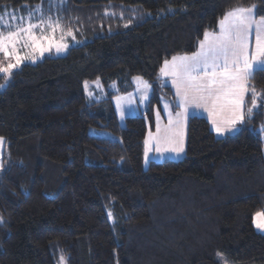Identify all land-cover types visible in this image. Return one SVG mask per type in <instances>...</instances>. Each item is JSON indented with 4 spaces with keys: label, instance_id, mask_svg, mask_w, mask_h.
Segmentation results:
<instances>
[{
    "label": "trees",
    "instance_id": "1",
    "mask_svg": "<svg viewBox=\"0 0 264 264\" xmlns=\"http://www.w3.org/2000/svg\"><path fill=\"white\" fill-rule=\"evenodd\" d=\"M38 1L0 0V11ZM107 2L128 15L126 28L0 74V264H264L253 222L264 208V107L222 137L190 115L183 156L143 166L153 108L161 94L174 101L163 62L194 52L230 9L256 5L264 17V0H67L78 18ZM133 76L151 85L150 102L120 126L111 98ZM96 77L118 88L88 101ZM247 86L245 108L253 88L264 94V71Z\"/></svg>",
    "mask_w": 264,
    "mask_h": 264
},
{
    "label": "snow or ice",
    "instance_id": "2",
    "mask_svg": "<svg viewBox=\"0 0 264 264\" xmlns=\"http://www.w3.org/2000/svg\"><path fill=\"white\" fill-rule=\"evenodd\" d=\"M256 5L247 8L237 6L226 11L219 23V32L204 33V39L199 41V49L191 55L173 56L171 61L165 60L161 73L164 76L172 78V84L175 87V94L179 98V104L183 108L182 112L176 113L175 125L179 129L186 118L188 107H204L207 104L212 105L213 114L228 112V119H213L212 123L218 134L225 132L239 131L238 124H244L247 119L254 118L253 113L260 107H264V94L256 93L254 88L251 90V105L245 108V94L249 92L247 86L248 80L256 71H264V17L259 21L254 18ZM39 13L40 23L34 24L31 21L37 18ZM17 22L5 23L3 17H0V29H12L13 31H0V53L4 55L9 62L6 66L0 62V74H6L11 77L14 69H17L24 60L37 59L36 53L43 56L45 52L52 50V40H54L55 28L51 23V17L48 18V25L52 28L53 36L43 35V7L36 5L33 11L25 18L12 17ZM127 27V25H125ZM41 29V34L37 35L36 28ZM255 31V50L250 51V37ZM47 41L45 47L43 42ZM30 48L32 51L25 56L19 55L20 48ZM67 48L66 44L55 45L57 53ZM14 59L15 62H11ZM144 84L142 91L144 95L140 97L139 103L150 102L147 90L150 85L142 81V78H135ZM4 85L0 84V88ZM88 84L85 82V90ZM92 95L91 92L88 93ZM119 99V98H118ZM259 101V103H258ZM131 103V98H129ZM169 105L164 104V110L168 111ZM219 110L217 112L216 110ZM123 116V112H121ZM159 110L156 112L159 120ZM171 113L169 112V128L173 125ZM159 125L157 132L159 133ZM264 131V128H262ZM159 143L163 139L164 143L169 145L168 149L156 148L157 152L171 150L177 154L183 152L182 133L179 131L172 136L152 137ZM2 139V138H0ZM149 140H145L147 146ZM149 149L145 148V157L148 158ZM256 228L264 230V211H258L253 217ZM2 221V218H0Z\"/></svg>",
    "mask_w": 264,
    "mask_h": 264
},
{
    "label": "rangeland",
    "instance_id": "3",
    "mask_svg": "<svg viewBox=\"0 0 264 264\" xmlns=\"http://www.w3.org/2000/svg\"><path fill=\"white\" fill-rule=\"evenodd\" d=\"M108 4L104 3V7H103V11L101 7H82V12L85 11H89L90 14H88L89 16H94V17H88V16H81L80 18H78V16L73 15L74 12H77V10H74V7L68 5L67 0H41L38 1L37 3L30 5V4H23V5H17L15 7H4V10L0 11V17H3V20L5 23H13L15 24L17 21L13 20L12 17H16V18H20V17H24L25 18V25L27 24V16L29 14L30 11H33L35 9L36 5H42L43 7V19L45 21L44 26H43V35L52 37L53 36V31L52 28L49 27L47 21L48 18L51 17V23L53 25V27L55 28L54 31V40H52V50L50 52H45L43 56H40L39 53L37 52V59L35 61H32L31 59L28 60H24L21 65H23L26 62H36V61H40V59H42L45 56H61L62 54H65L68 49L70 47H72L73 45H81L83 44L85 41H89L92 40L93 37H95L96 35H103L106 34V32L108 33H112L117 31L118 29L121 28H126L125 25L128 26V22L126 20V23L124 21V18L128 17L124 16L125 13L123 12H118L115 13L114 11H112V3L107 2ZM120 6H118L119 8H122L121 6H123L124 4L122 3H117ZM64 8H69L68 12L71 13V18L69 17V20H67L66 18H63L61 16V11H59V9L61 8V6ZM71 7V8H70ZM126 7H131V8H135L132 5H127ZM80 9V8H78ZM126 11H130L129 9H127ZM101 12V13H100ZM115 13V14H114ZM130 15V14H129ZM141 18H143V16L141 17H137V15H133L131 16L129 19V22L132 23L133 21H136L137 19L141 20ZM145 18V17H144ZM223 18V17H222ZM220 18L218 20V22L222 19ZM255 18V17H254ZM256 19V18H255ZM260 18L257 19V21H259ZM137 20V21H139ZM31 23L34 24H38L40 23L39 20V13H37V18H34ZM15 30L14 28L12 29H0V31H4L5 34L7 33V31H13ZM35 32L37 35L41 34V29L38 27L35 29ZM206 32L209 33H216L219 32V23L217 24V29L215 31L213 30H206ZM255 31L253 30V33ZM204 38V37H203ZM252 39V35L250 37V51H254L255 50V40H251ZM199 43V42H198ZM197 43V45H198ZM44 46L47 47L48 46V42L44 41L43 42ZM57 44H66L67 48L64 49L62 52L57 53L55 50V45ZM199 49V47H196V50L194 52H197ZM31 49H25L23 47L20 48L19 50V55L20 56H25L31 53ZM185 53V54H174V56H182V55H191L192 53ZM173 57V56H172ZM171 58L167 59L168 61H171ZM0 62L3 63L4 66H6V64L9 62L8 59H6L4 57V55L2 53H0ZM11 62H15L14 59L11 60ZM164 64V62H163ZM162 64V66H163ZM21 65L19 67H21ZM162 66L159 68L161 69ZM18 67V68H19ZM17 68V69H18ZM14 69V70H17ZM13 70V71H14ZM3 76H5V79L10 78L7 77L6 74H2ZM135 78H142V81L147 82L143 77H139V76H133L131 78V80L133 81V87L131 88V91H127V92H120V94L114 95L111 98L112 104L114 105V110H115V116H117L118 119V123L120 124V126L124 123V119L126 116H132V115H141L143 113V110L148 106V102H146L145 104H141L139 103L140 97L142 95L145 94L144 91H142V89L144 88V84L140 81H138ZM162 84H168L171 87V91H173L174 94V101L171 102L166 96L164 97L163 94H161L159 96V102L160 104L158 105L155 104L154 108H153V124L155 122H157V125H159V133L156 131L154 134H152V137H159L158 135L161 134L163 137H165L166 135L168 136H172L173 133L179 131L180 133H182L183 135V143L185 145V140L186 138L184 137V132L183 128H184V124H182V126L177 129H173V125L171 128H169V112L171 113V118L172 120L175 122L177 117H176V113H179V98L176 96L175 92V87L172 84V78L170 76H166L164 78V80H162ZM88 84L87 90H85V84H84V91L87 97L88 101H94L97 99H102V98H106L108 96V91H116L118 88L117 83L115 82H110L108 85V88L103 87L102 82H100V79L98 77H96V79L94 80H90V81H85ZM148 85H150L147 82ZM91 92L92 95L89 96L88 93ZM152 92H151V85L150 88L147 90V95L151 96ZM119 98V99H118ZM129 98H131V103H129ZM167 103L169 105V109L168 111L164 110V104ZM174 105H177L176 109H173ZM207 106V105H206ZM206 106H204L203 108H205ZM181 110L183 111V108L180 106ZM191 108H193V110H197L199 107H195V106H189L188 107V112L187 115L190 114V110ZM157 110H159V120H157V116H156V112ZM177 110V111H176ZM121 112H123V116L121 115ZM189 117V116H188ZM185 121H187V119L185 118ZM208 122V120H207ZM166 123V125H165ZM186 123V122H185ZM149 125V124H148ZM152 131V129H150V125L147 129L146 135H145V139H144V143H143V148H144V152H143V166L145 167L148 162L150 160H161V159H165V158H169L168 156H174L175 160H179L180 157L183 156V153H171V150H164L162 152H157L156 148L160 147L161 149H168L169 145H167L166 143H164L163 140H160V142L158 143L156 139H150L149 138V133ZM186 131V130H185ZM213 131V130H212ZM218 134V133H216ZM225 135V134H222ZM222 135H215L217 137H221ZM107 136L109 137H115L114 134L107 133ZM0 138H2L0 136ZM148 139L149 143L146 146L145 145V140ZM148 148V158L146 159L145 157V148ZM185 148V146H184ZM6 150H7V143H5L4 139H0V169H1V163H2V157L4 154H6ZM172 159V158H171Z\"/></svg>",
    "mask_w": 264,
    "mask_h": 264
},
{
    "label": "crops",
    "instance_id": "4",
    "mask_svg": "<svg viewBox=\"0 0 264 264\" xmlns=\"http://www.w3.org/2000/svg\"><path fill=\"white\" fill-rule=\"evenodd\" d=\"M231 10V9H230ZM255 17V16H254ZM256 18V17H255ZM258 18H256V20H257ZM217 29V28H216ZM213 31H215V30H213ZM204 38H202L201 40H203ZM252 41L253 40H255V32L254 33H252V39H251ZM198 47H199V43H198ZM163 66H164V64H163ZM162 66V67H163ZM161 70V69H160ZM159 76H160V78H161V80H164V78L166 77V76H164L162 73H161V71L159 72ZM170 86V85H169ZM177 111V110H176ZM179 111L180 112H182V110H181V108H180V106H179ZM217 112H219V110L217 109L216 110ZM193 114H195V115H201V116H204L207 120H208V123H209V126H210V128H211V130H213V134H215V135H221V134H216L217 132L215 131V128H214V126H213V123H212V121H213V119H219V120H224V119H228L229 117H230V113H228V112H223V113H219L218 115H214L213 114V109H212V105L209 103V104H207V106L205 107V108H203V107H199L197 110H193V108H191V110H190V114L189 115H186V119H188V116H190V115H193ZM158 122V121H157ZM157 122H155L153 125H154V127H153V129H152V131H151V134H154L156 131H157ZM174 122V121H173ZM186 122V123H185ZM183 124H184V128H183V131L182 132H184V137L186 138L187 137V135H186V131H187V121H185V119H184V121H183ZM165 125H166V123H165ZM239 125V124H238ZM238 125H237V128H238ZM262 128H264V122H263V124L261 125V127L259 128V130H260V132H261V138H262V143H263V154H264V131H262ZM173 129H176V125H175V122L173 123ZM186 130V131H185ZM234 131H232V132H225L224 134L226 135V134H232ZM159 137H161V138H163V136L161 135V134H159L158 135ZM223 136V135H222ZM221 136V137H222ZM182 138H183V135H182ZM161 140H163V139H161ZM185 142H186V140H185ZM184 143H183V152H181V153H185V149H186V146H185V148H184ZM171 153H175V152H173V151H171ZM170 159L172 158L173 160H175V158H174V156H168ZM165 159H167V158H165ZM153 160V159H152ZM156 160H158V159H156ZM155 160V161H156ZM161 160H163V159H161ZM261 211H264V208L261 210ZM253 222H254V220H253ZM254 226H255V223H254ZM255 228H256V226H255ZM256 230L257 231H261V232H264V230H261V229H258V228H256Z\"/></svg>",
    "mask_w": 264,
    "mask_h": 264
},
{
    "label": "water",
    "instance_id": "5",
    "mask_svg": "<svg viewBox=\"0 0 264 264\" xmlns=\"http://www.w3.org/2000/svg\"><path fill=\"white\" fill-rule=\"evenodd\" d=\"M6 84H4V86H5Z\"/></svg>",
    "mask_w": 264,
    "mask_h": 264
}]
</instances>
